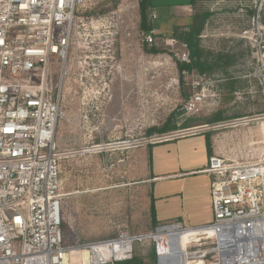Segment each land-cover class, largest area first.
<instances>
[{"label": "rangeland", "instance_id": "374dc122", "mask_svg": "<svg viewBox=\"0 0 264 264\" xmlns=\"http://www.w3.org/2000/svg\"><path fill=\"white\" fill-rule=\"evenodd\" d=\"M151 3L158 7L189 0ZM127 5L135 7L129 21L119 14L121 21L113 23L114 27L106 24L100 30L105 36L92 44L89 32L79 24L69 51L63 117L55 139L61 169L64 246L72 249L116 239L120 232L131 236L155 233L158 226L152 219L158 225L179 220L184 228L211 222L213 215L207 220L194 219L190 214L193 203L189 202L202 198L206 188L210 195V177L178 175L207 167V137L218 149L216 156L225 160L264 159V0H194L189 8L172 9L167 17L160 19L156 14L152 24H159L161 33H156L152 46L142 41L138 0H89L81 17L84 22L109 18ZM205 15L200 47L213 59L227 54L232 64L224 70L218 67L210 75H199L195 70L182 74L177 54L192 57L193 50L177 41L172 45L165 42L172 38L175 26L185 29L193 17L200 21ZM126 25L130 28L128 38ZM151 47L160 52L146 53ZM84 72L89 76L81 86ZM53 74L57 82L56 70ZM229 80L235 82L233 93L226 88ZM194 92H203L206 103L198 113L183 115L181 107ZM218 111L226 119L195 136L158 143L159 137L173 133L148 134L170 118L180 125L188 118L203 120ZM127 142L140 145L128 147ZM152 173L174 176L155 182ZM187 244L188 254L216 247L212 238L200 246ZM153 247L157 255L156 242H134L133 257L152 264L149 254ZM74 250L77 252L68 256V264H82L83 249ZM89 254L91 264L93 255ZM172 257L170 254L167 260ZM208 261L217 262L218 257L210 256Z\"/></svg>", "mask_w": 264, "mask_h": 264}, {"label": "built area", "instance_id": "2783aa9c", "mask_svg": "<svg viewBox=\"0 0 264 264\" xmlns=\"http://www.w3.org/2000/svg\"><path fill=\"white\" fill-rule=\"evenodd\" d=\"M88 1L0 0V264H66L70 254L62 233L61 169L55 139L63 117L70 47L79 24L89 32L92 44L105 36L100 30L106 24L114 27L113 23L121 21L119 14L129 21L135 8L127 5L109 18L84 22L81 9ZM149 18H156L153 10ZM125 36L130 37L129 25L125 26ZM141 36L146 46L153 45L154 31L141 32ZM165 43L176 44L173 39ZM177 57L190 62L189 54ZM96 71L93 69L94 77ZM87 76L88 72L80 75L81 86H85ZM205 103L203 92H194L181 112L196 114ZM207 126L179 130L156 142L195 136ZM201 173L211 178V223L196 228L179 223L160 225L155 233L140 236L120 232L116 239L73 249L89 251L91 264H115L132 259L134 242L154 241L152 236L158 233L201 230L209 235L187 245L200 246L212 238L216 247L190 254L185 250V264H223L222 257H230L226 264H264V159L236 162L212 156ZM241 247L247 256L251 251V260L233 261ZM100 249H108L112 257L107 259ZM210 256L218 261L209 262ZM193 258L197 261L190 263Z\"/></svg>", "mask_w": 264, "mask_h": 264}, {"label": "trees", "instance_id": "16d2710c", "mask_svg": "<svg viewBox=\"0 0 264 264\" xmlns=\"http://www.w3.org/2000/svg\"><path fill=\"white\" fill-rule=\"evenodd\" d=\"M138 4H139V16H140L139 29L143 32L154 31L155 26L154 24H152V20L149 18V14L152 10L151 0H138ZM191 4L192 5L194 4V0H192ZM207 17L208 15H205L203 19L200 21H198L196 17H193L192 23L189 26H187L185 29H180L176 26L173 29L171 39L193 50L192 51L193 55L192 57H190L189 63H184V62L178 63V70L182 74L183 72L190 73L192 70H195L199 75H205V74L210 75L211 73H213V71L216 68L221 67L224 70V68L226 69V67H229L232 64V59L227 54L218 55L216 59H213L209 53L205 52L200 47V34L203 29L204 21L206 20ZM145 50L146 53L149 54H158L160 52L155 47H151ZM226 88L229 89V93H233L235 91V82L232 80L227 81ZM225 119L226 118L222 116L221 111H218L210 118L203 120L188 118L180 125H177L176 120H172V118H170L162 128L152 129L148 132V134L151 135L152 133H155L158 135H165L169 133H174L179 130L216 124L224 121ZM206 146H207V151H210L209 137H207ZM151 216H153L152 209H151ZM155 224L156 223H154V225ZM149 258L152 264L156 263V254L154 247L152 248L149 254ZM115 264H143V260L140 257L134 256L130 261L120 262Z\"/></svg>", "mask_w": 264, "mask_h": 264}, {"label": "bare ground", "instance_id": "6f19581e", "mask_svg": "<svg viewBox=\"0 0 264 264\" xmlns=\"http://www.w3.org/2000/svg\"><path fill=\"white\" fill-rule=\"evenodd\" d=\"M209 235L208 232H202L201 230H188V231H183V232H179V231H171L168 233H158L156 235H153L152 238L155 242H157L158 244V255H159V259H160V264H185L186 263V256H185V245L186 243H190L193 240H198L201 237L207 236ZM97 251H99L98 248H95ZM221 249V247L219 248V250ZM241 249V252H240ZM238 248L237 252L238 255H236V257L234 258L233 261L235 260H251V256L252 253L250 250L249 253L251 254L249 256H247V252L244 253L242 248ZM77 251H75L74 249H70V254L76 253ZM82 264H89L90 263V254L89 251H84L82 250ZM100 252H102L105 257L107 259H110L112 257V254H110L108 249H100ZM80 253V252H79ZM68 254L66 257V264H68V256L70 255ZM172 254L173 257L170 260H167V257H169V255ZM223 258V264H226L225 262L227 261H231L230 257L228 259H225V257ZM81 260V259H79ZM71 262V260H70ZM253 264V263H251Z\"/></svg>", "mask_w": 264, "mask_h": 264}, {"label": "crops", "instance_id": "0c3cea01", "mask_svg": "<svg viewBox=\"0 0 264 264\" xmlns=\"http://www.w3.org/2000/svg\"><path fill=\"white\" fill-rule=\"evenodd\" d=\"M191 2H192V0H189V3H173V4L163 3V4H161L162 6H158V7H154L152 3H151V5H152V10L155 13V15L157 14L160 17V19H161V18L167 17V13L169 11H172V9L178 10V9H186V8H189L191 6ZM159 26L160 25L156 23L155 28H154V34L155 35H156V33H161L160 32V28L161 27H159ZM189 58H190V56H189ZM209 140H210V137H209ZM217 150H218L217 147L214 146V144L212 145V142L210 141V151H207L206 150L207 158L209 159L212 156H216ZM204 169H198V170H193V171H190V172L179 173L178 175L203 174V173H201V171L204 170ZM152 176L154 178H156V180H155V182H156V181L160 180L161 178H169V177H172L174 175H154L152 173ZM210 181H211V178H210ZM208 188H209V185H208ZM189 202L190 203H193L192 204V208L190 210V214L192 215V217L194 219L207 220L209 218H212V214L209 212L210 210L212 212V209H211L210 195H209V192H208V189L207 188H206L205 194L202 195V198L201 197L200 198H194L193 200H189ZM203 203H205L204 206H202ZM150 211H151V209H150ZM201 211H202V213H201ZM177 221H175V223H179V224L182 225L181 221H179V220H177ZM153 222H154V220L152 219V223ZM209 223H211V222L208 221L205 224H209ZM168 224H171V223H168ZM153 225H154V223H153ZM155 225L160 226V225H166V224H159V225L158 224H155ZM202 225H204V223L203 224L202 223H198L195 226H202Z\"/></svg>", "mask_w": 264, "mask_h": 264}, {"label": "water", "instance_id": "95a60500", "mask_svg": "<svg viewBox=\"0 0 264 264\" xmlns=\"http://www.w3.org/2000/svg\"><path fill=\"white\" fill-rule=\"evenodd\" d=\"M156 259H157V264H160V259H159L158 254L156 255Z\"/></svg>", "mask_w": 264, "mask_h": 264}]
</instances>
